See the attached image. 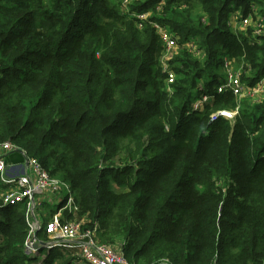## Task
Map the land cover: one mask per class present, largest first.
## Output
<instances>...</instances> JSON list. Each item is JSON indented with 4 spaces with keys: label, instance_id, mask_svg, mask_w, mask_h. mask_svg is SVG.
Segmentation results:
<instances>
[{
    "label": "trees",
    "instance_id": "1",
    "mask_svg": "<svg viewBox=\"0 0 264 264\" xmlns=\"http://www.w3.org/2000/svg\"><path fill=\"white\" fill-rule=\"evenodd\" d=\"M250 1L264 27V0H132L129 14L121 0L116 11L107 0H0V141L68 182L84 227L97 224L105 242L125 240L130 263L264 259V100L242 102L234 123L209 120L235 106L229 92L190 110L200 81L215 92L225 56L250 65L245 83L264 77V34L227 24ZM194 5L202 14L191 15ZM147 11L204 54L175 55L170 92L157 33L131 15ZM123 149L127 162L108 164ZM26 212L25 203L0 207V264H74L71 250L26 253ZM37 237L46 239L42 227Z\"/></svg>",
    "mask_w": 264,
    "mask_h": 264
},
{
    "label": "built area",
    "instance_id": "2",
    "mask_svg": "<svg viewBox=\"0 0 264 264\" xmlns=\"http://www.w3.org/2000/svg\"><path fill=\"white\" fill-rule=\"evenodd\" d=\"M131 1L123 0V12L130 13L129 5ZM248 14L245 16L229 15L227 19L228 26L235 28V31H237L241 27L244 28L250 25L253 27L251 30L253 34L263 33V17L256 13L254 5L250 8ZM131 15L139 28L149 24L157 33L161 42L159 65L161 70L166 73V90L170 92V86L175 79V70L172 69L170 61L183 49L199 60L204 59L203 52L199 49L194 39L181 41L180 37L170 27L157 20L150 19V13L133 12ZM252 21L253 23L250 24ZM233 61L234 59L223 57L222 76L215 87V92H202V82L200 81L197 84V94L191 102V111L203 112L205 106L214 100L215 93L229 92L235 98V107L233 109H221L210 112L209 120L215 121L219 118H224L234 123L239 108V100L246 93L262 95V97L255 99L257 100L256 102L264 99V77L252 85L245 83L242 79L243 76L241 77V74L235 73L234 69L231 68L230 65H232ZM250 69V65L245 62L244 71L249 73ZM249 99V102L254 103L251 98ZM18 149L21 150L20 154L24 156V164L7 162L6 156L11 152H17ZM18 170L20 172H16ZM0 181L7 186V191L0 202V207L17 203L26 204V217L29 229L24 245L25 251L29 255H36L38 247H35V245L39 244V241H44L47 249L71 250V255L84 264H133L128 262L123 255L125 240H117V247L115 248L99 242L96 237L97 224L92 227H84L85 218H67L64 222H60L61 214L54 213L53 221L46 228V239L41 240L37 237V232L40 229L37 230L39 225L38 218L42 216V201L51 203V201L44 199L46 196L56 195L60 199V203L64 201V204L59 208L62 211L74 213L78 207L74 201V191L68 182L51 175L36 158L27 155V152L13 141H0ZM159 264L170 263L167 259H163ZM261 264H264V259Z\"/></svg>",
    "mask_w": 264,
    "mask_h": 264
},
{
    "label": "rangeland",
    "instance_id": "3",
    "mask_svg": "<svg viewBox=\"0 0 264 264\" xmlns=\"http://www.w3.org/2000/svg\"><path fill=\"white\" fill-rule=\"evenodd\" d=\"M108 1V5H111L113 7V9L118 10V8L116 9V7H114V5H119V1L120 0H107ZM135 1H143V0H135ZM123 0H121V3L120 5L122 4ZM45 4L47 5L48 2L45 1ZM255 6L256 7V13H259L261 16H262V13L260 12V8L258 6V4L256 2H253V1H250L249 3V9L252 7V6ZM121 7V6H120ZM122 8H120V11ZM248 9V10H249ZM250 11V10H249ZM148 13H150V15L152 14V11H147ZM203 12V9L201 6H198V5H194V7H192L191 9V15L193 16H198L200 14H202ZM235 12V13H234ZM237 13V14H236ZM249 13V12H248ZM248 13H244L243 12V8L241 6H239L237 9H234V11L230 12V16L232 15H235V16H245V15H249ZM253 21L250 23L252 24ZM253 29L252 26L248 25V27H244V28H240L239 30L237 31H242V32H245V33H248L249 31H251ZM263 34H264V27H263ZM177 56V55H176ZM175 56V57H176ZM174 57V58H175ZM244 63L243 61H233L231 68L234 69V72L237 73V74H241V77L245 74H248L246 71H244ZM222 72V71H221ZM165 87H166V83H165ZM251 91V90H250ZM258 97H262V95H258L257 93L255 94H252V93H246L240 100H239V105H241L242 102H245V103H252V102H249L251 98L254 103H258L256 102ZM249 100V101H248ZM264 100V99H262ZM260 102V101H259ZM209 104H212L209 103ZM208 104V105H209ZM236 105V103H235ZM235 107V106H234ZM233 106L231 107H224V108H218V109H213L211 110V112H214V111H217V110H221V109H233L234 108ZM206 108V106H205ZM121 145L122 146H130L131 143H129V141H121ZM124 149L122 150V153L121 154V159L122 160H118V161H115V163L113 162H109L108 164L110 165H114L115 167H122V165H124L126 162H127V159H124L126 156L125 154L123 153ZM17 153V154H16ZM11 161L15 162L16 164H24V156L20 154V152H15V154H13L11 157H9ZM16 172H20V170L16 171ZM56 176V175H55ZM59 177V176H57ZM108 185L110 187V189L114 190V191H119L121 189H124V187H121L120 185H118L117 181L114 180V179H109L108 180ZM7 191V186H5L1 181H0V202L5 194V192ZM45 200H49L51 201L52 203L51 204H48L46 203V201H42V206H41V211H42V216H40L38 219H39V225H40V228L42 227L43 229V233L46 235V228L48 226V224H50L52 221H53V216H54V213H60L61 216H60V222H64L67 216V214H70L71 217L69 218H76V219H82V218H85L86 221H88L87 217H85L84 215L80 216L79 213H78V209L74 212V213H68L67 211H62V209H59L60 207L58 206L60 204V199L58 198V196L56 195H48L44 198ZM59 207V208H57ZM67 213V214H66ZM59 218V217H58ZM44 235H40V238H43ZM96 237L98 239L99 242L101 243H104L112 248H115L117 247V240H113L112 242L109 241V242H105L104 238L101 240L100 237L97 236L96 234ZM66 255V254H65ZM74 264H84L83 262H81L79 259H73V262ZM36 264H39V261L36 262Z\"/></svg>",
    "mask_w": 264,
    "mask_h": 264
},
{
    "label": "water",
    "instance_id": "4",
    "mask_svg": "<svg viewBox=\"0 0 264 264\" xmlns=\"http://www.w3.org/2000/svg\"><path fill=\"white\" fill-rule=\"evenodd\" d=\"M17 152H21L20 149L17 150ZM40 228V225H38L37 230ZM37 232V231H36ZM39 245V246H38ZM35 247H45V242L44 241H39V244H36Z\"/></svg>",
    "mask_w": 264,
    "mask_h": 264
},
{
    "label": "crops",
    "instance_id": "5",
    "mask_svg": "<svg viewBox=\"0 0 264 264\" xmlns=\"http://www.w3.org/2000/svg\"><path fill=\"white\" fill-rule=\"evenodd\" d=\"M230 28H231V27H230ZM231 30H232V31H235V28H231ZM12 155H13V154H12ZM12 155H8V156L11 157ZM7 162H9V163H13L10 159H8ZM51 203H52V202H51ZM51 203H48V204H51Z\"/></svg>",
    "mask_w": 264,
    "mask_h": 264
}]
</instances>
